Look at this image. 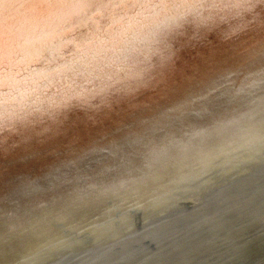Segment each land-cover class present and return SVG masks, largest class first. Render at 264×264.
<instances>
[{"label":"bare ground","instance_id":"bare-ground-1","mask_svg":"<svg viewBox=\"0 0 264 264\" xmlns=\"http://www.w3.org/2000/svg\"><path fill=\"white\" fill-rule=\"evenodd\" d=\"M0 264H264V0H0Z\"/></svg>","mask_w":264,"mask_h":264}]
</instances>
